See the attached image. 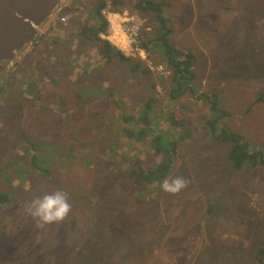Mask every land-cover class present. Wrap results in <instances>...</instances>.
<instances>
[{
    "label": "rangeland",
    "instance_id": "374dc122",
    "mask_svg": "<svg viewBox=\"0 0 264 264\" xmlns=\"http://www.w3.org/2000/svg\"><path fill=\"white\" fill-rule=\"evenodd\" d=\"M97 1L67 0L0 80V170L14 163L0 175V195L12 199L0 201V264H38L41 256L29 254L47 251L51 240L76 245L78 251L82 237L71 242L65 225L81 236L95 235L97 240L85 249L95 244L96 259L100 256L106 264H258L256 255L264 248V170L228 169L231 145L217 140L209 161L213 135L205 127L210 117L206 104L196 97L168 103L172 71L155 65L159 53L132 46L123 53L134 61L109 62L97 42L81 37V29L95 23L91 18ZM106 1L111 6L114 0ZM121 1L118 10L108 7L106 15L118 14L124 33L137 34L140 49L141 40L160 36L156 13L136 8L139 0ZM148 1L167 6L161 12L170 32L163 30L167 38L196 54L200 91L219 92L221 108L230 114L219 129L243 135L251 149L264 152V104L257 102L264 95V0ZM136 63L151 73L132 72ZM154 87L163 102L157 122L167 133L184 137L168 178L186 181L178 194L138 178L162 156L148 142L129 139L120 130L138 131L123 117L138 115L141 102L156 93ZM52 92L59 94L56 100ZM36 97L37 102L29 101ZM182 119L186 124L180 127L171 123ZM10 131L9 137L3 136ZM25 133L40 148L46 142L56 148L52 160L58 159L47 179L37 176L35 164L43 160L32 161L31 147L25 148L27 142L20 137ZM54 190L66 194L71 212L59 225L37 226L27 207ZM129 239L143 249L142 263L131 256L137 250ZM4 240L9 245L1 249ZM113 240L118 241L109 243ZM3 250L25 257L7 256ZM62 254L68 257H59L62 264H82Z\"/></svg>",
    "mask_w": 264,
    "mask_h": 264
},
{
    "label": "trees",
    "instance_id": "16d2710c",
    "mask_svg": "<svg viewBox=\"0 0 264 264\" xmlns=\"http://www.w3.org/2000/svg\"><path fill=\"white\" fill-rule=\"evenodd\" d=\"M122 4L123 2L121 0H114L111 6L106 0H99L94 3V9L92 12L91 19L95 20V23L91 27L89 26L85 29L82 28L80 33L81 37L85 40L97 42L99 45L100 55L105 58L106 61L109 62L115 59H119L122 62L134 61L133 59L127 57L118 48L110 44L109 41H105L101 38V35L108 31V21L103 15V10L107 9L108 7L114 10H118L117 7L121 6ZM136 4V8H138L140 11H145L146 14H150L152 16L154 12L156 13L157 18L159 19L158 27L161 33L160 36L158 38H156V36H152L146 42H144V40H141L140 46L141 49L144 51L159 53V58L154 61L155 65H165L172 71L170 75L171 79L169 87L167 88L169 89L167 94L168 103L170 101H180L181 103H183L186 102L187 99L189 100V98L196 97L197 101L200 100L201 102H204L206 104L207 112L210 114V117L205 120V127L208 132L213 135V138L211 140L212 154H208L209 161L212 160V155L216 154L215 148L217 147V141H219L220 143L227 142L231 145L227 152L228 169L232 168L237 172L251 168H260L264 170V152L262 150L251 149L250 144L245 141L244 136L241 134L234 133L227 128L219 129V123L225 120V118L230 117V114L229 112L221 108L220 94L217 90L211 91L210 93L206 94H203L200 91V88L197 85L198 77L196 73V67L198 60L196 54L194 52L185 51L179 48L167 38V32H170L166 24V18L163 16V14L161 15V12L164 11V8L167 6L162 3H151L148 0H139V2ZM163 30L167 32H164ZM151 46L153 47L151 48ZM130 68L132 72L140 73L144 76L151 73L149 69L145 68L139 63L131 65ZM153 90L156 93L151 94L150 97L141 102L140 109L138 110V115L130 114L131 116L129 115L128 117H123L125 121L131 120V122H134L138 127V131L132 129L129 130L127 128H121L120 130H123L125 132L126 137H128L129 139L139 138L140 141L148 142L150 148L154 150L156 154H160L162 156V159L156 162L155 166H153L152 168L145 169L146 173H148L147 176L144 172L140 173L138 176L139 179H147V183H151V181H153L154 184L161 185L164 180H168L171 175L170 173L172 172V167L175 165L178 158L180 157V148L181 144L184 141V137L179 135V137H176L175 133H167L160 127L157 120L158 116H160L162 112H159L157 114V110H159V106L163 104V102L162 99L159 98V95H157L158 91L156 90V87H154ZM50 96L53 100H56L59 94L56 92H52ZM38 98L39 97L32 98L29 101L35 103L37 102ZM257 102L264 104V95L260 96L257 99ZM171 123L174 127H180L183 124H186V120L182 119L181 122L171 120ZM9 133H12V131L5 132L3 136L9 137ZM58 134L59 132L57 131L54 136H58ZM190 135L191 132L189 131L186 137ZM20 137L21 140L27 142L28 147L25 148L28 149L29 147H31L28 152L30 151L32 154V161L39 157L42 158L43 162H38L37 164H35V169L37 170L38 177L42 179H47L49 176L52 175L51 171L54 168L56 160L58 159L57 158L55 160H52V154L55 153L56 148L54 147V145L50 144V142L43 143V148H40L38 146V141H36L32 137H27L26 133L22 134ZM52 141L54 143V140ZM221 144L223 145V143ZM12 146L16 147L17 145L13 144ZM115 151V148L110 149V152L112 153ZM13 166L14 163L9 162L6 165L5 169L7 167L11 169ZM207 167L210 169L212 165H209ZM224 168L222 169V172L224 171ZM5 169L0 170V175L6 173ZM11 200L12 199L8 198L5 195H0V201L3 203H8ZM89 226L92 227V225ZM65 227L69 232L71 242H75L79 240L80 237H82V243L78 251H76V245H70V243L66 241L61 242L58 240L55 242V240H51L47 251L31 253L29 254L30 258L37 257L38 255H40L41 259L36 260L38 264H62L63 261L59 262L58 259L59 257L63 258V260L67 259L68 257H65L64 254H62L66 253L68 255L75 256L76 259H78L77 263L81 262L82 264H86L91 262V264H106L105 260L100 258V256L96 259L95 253L97 252V249L95 247V244H93L92 248L89 251H86L85 249V245L90 242V240L94 242L97 240L95 235L82 234L81 236L77 234V232L72 228V226L65 225ZM95 227H97V224L95 225ZM99 228L101 227L99 226L95 229ZM121 240L127 239L121 238ZM131 240L132 239H129L130 247L134 244V242H132ZM114 241L118 240L109 241V243H114ZM8 242V240H4L1 249H3L4 244L9 245ZM99 244L100 237L97 245L99 246ZM111 248L114 249L115 245H112ZM134 248L137 250V254L131 256H137L136 258L140 261V263H142V256L140 255V253L143 249L139 250V247ZM99 249L101 248L99 247ZM3 251V253H5L7 256H19L21 258L25 257L21 252L5 250ZM214 252V250L210 251L211 254H214ZM50 253H53L54 256H50ZM256 256L258 264H264V248L260 249ZM44 260H46V262H43ZM4 261H6V259Z\"/></svg>",
    "mask_w": 264,
    "mask_h": 264
},
{
    "label": "water",
    "instance_id": "95a60500",
    "mask_svg": "<svg viewBox=\"0 0 264 264\" xmlns=\"http://www.w3.org/2000/svg\"><path fill=\"white\" fill-rule=\"evenodd\" d=\"M67 0H0V80L41 36Z\"/></svg>",
    "mask_w": 264,
    "mask_h": 264
},
{
    "label": "clouds",
    "instance_id": "9594fccd",
    "mask_svg": "<svg viewBox=\"0 0 264 264\" xmlns=\"http://www.w3.org/2000/svg\"><path fill=\"white\" fill-rule=\"evenodd\" d=\"M144 51V50H143ZM186 187V181L181 177L171 181L164 180L161 189L170 194H178ZM71 212L67 196L60 190L46 192L33 199L28 207V215L37 223V226L59 225L65 221Z\"/></svg>",
    "mask_w": 264,
    "mask_h": 264
},
{
    "label": "built area",
    "instance_id": "2783aa9c",
    "mask_svg": "<svg viewBox=\"0 0 264 264\" xmlns=\"http://www.w3.org/2000/svg\"><path fill=\"white\" fill-rule=\"evenodd\" d=\"M105 10H103V15L108 21L109 29L108 35H106V32L102 34L103 36L101 35V38L105 41H109L110 44H112L122 52L127 53V50L132 46H136L137 50H142L139 48V45L137 46V34L131 33L129 36H127V34L124 33L121 26L118 24L119 15L115 13H109L107 16Z\"/></svg>",
    "mask_w": 264,
    "mask_h": 264
},
{
    "label": "bare ground",
    "instance_id": "6f19581e",
    "mask_svg": "<svg viewBox=\"0 0 264 264\" xmlns=\"http://www.w3.org/2000/svg\"><path fill=\"white\" fill-rule=\"evenodd\" d=\"M187 155V154H186ZM160 243V242H159Z\"/></svg>",
    "mask_w": 264,
    "mask_h": 264
}]
</instances>
